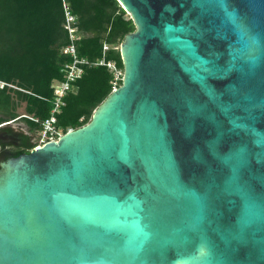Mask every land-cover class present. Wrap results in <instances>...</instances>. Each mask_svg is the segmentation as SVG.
Here are the masks:
<instances>
[{
  "label": "water",
  "instance_id": "water-1",
  "mask_svg": "<svg viewBox=\"0 0 264 264\" xmlns=\"http://www.w3.org/2000/svg\"><path fill=\"white\" fill-rule=\"evenodd\" d=\"M116 1L122 85L0 163V264H264V0Z\"/></svg>",
  "mask_w": 264,
  "mask_h": 264
},
{
  "label": "trees",
  "instance_id": "trees-1",
  "mask_svg": "<svg viewBox=\"0 0 264 264\" xmlns=\"http://www.w3.org/2000/svg\"><path fill=\"white\" fill-rule=\"evenodd\" d=\"M77 18L78 56L91 64L104 58L124 71L120 46L136 26L116 0H0V126L23 121L30 134L44 130L54 110L52 83L71 61L62 49L70 43L64 5ZM114 75L106 66L85 68L76 93L64 99L55 114V128L64 134L91 122L95 110L113 92ZM3 85V87H2ZM122 85V82H121ZM24 113L20 114V108ZM38 145L29 134L0 130V163L28 154Z\"/></svg>",
  "mask_w": 264,
  "mask_h": 264
},
{
  "label": "built area",
  "instance_id": "built-area-1",
  "mask_svg": "<svg viewBox=\"0 0 264 264\" xmlns=\"http://www.w3.org/2000/svg\"><path fill=\"white\" fill-rule=\"evenodd\" d=\"M66 1V0H63ZM65 10V29L69 34L70 43L62 49V53L65 56L71 58V61L65 63L61 68L62 80H54L52 83V89L54 94V110L53 116L50 120L44 123L43 133L45 138L39 146H43L46 143L57 141L64 133L55 128L53 125L56 121L55 114L59 113L61 108L65 106L64 99L70 93H76V83L80 80L85 74V68L91 66H106L114 75L113 82V91H117V89L121 86V82L123 80L124 71L117 68L114 62H106L105 61V53L109 51L110 47L105 44L104 46V58L99 63H95L94 65L89 63L85 59H81L78 56L77 51V42L82 38L79 34V29L77 26V18L72 15L69 9L68 4L64 5ZM3 87V85H2ZM38 147V146H37ZM36 147V148H37ZM35 148V149H36ZM34 149V150H35Z\"/></svg>",
  "mask_w": 264,
  "mask_h": 264
},
{
  "label": "rangeland",
  "instance_id": "rangeland-1",
  "mask_svg": "<svg viewBox=\"0 0 264 264\" xmlns=\"http://www.w3.org/2000/svg\"><path fill=\"white\" fill-rule=\"evenodd\" d=\"M18 112L20 114H23L24 113L23 107L20 108V110ZM10 123H11V125L6 126L4 128H10V129H12V131L14 133L29 134L31 137V143H33V144H37L39 146V144H41L43 139L45 138V135L43 132L30 134L28 131V127H27L26 123L23 121H16V122H10ZM0 151H1V149H0Z\"/></svg>",
  "mask_w": 264,
  "mask_h": 264
},
{
  "label": "flooded vegetation",
  "instance_id": "flooded-vegetation-1",
  "mask_svg": "<svg viewBox=\"0 0 264 264\" xmlns=\"http://www.w3.org/2000/svg\"><path fill=\"white\" fill-rule=\"evenodd\" d=\"M3 128H4V127H3ZM3 128H0V130L3 129Z\"/></svg>",
  "mask_w": 264,
  "mask_h": 264
}]
</instances>
